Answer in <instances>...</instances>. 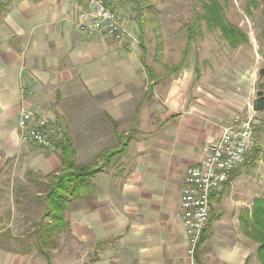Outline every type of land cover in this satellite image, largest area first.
<instances>
[{"label": "crops", "instance_id": "obj_1", "mask_svg": "<svg viewBox=\"0 0 264 264\" xmlns=\"http://www.w3.org/2000/svg\"><path fill=\"white\" fill-rule=\"evenodd\" d=\"M78 11L72 0H0V264H260L258 245L240 223L258 196L221 204L234 179L212 194L219 208L194 256L175 217L185 171L200 162L201 147L215 142L235 114L255 112L253 83L245 99L243 72L233 69L228 79L217 59L189 61L188 35L177 50L160 46L148 64L146 48L128 30L122 45L87 35L77 28ZM170 53L179 57L167 62ZM24 110L48 119L47 145L19 141ZM63 130L79 165L120 140L126 145L114 165L115 157L98 161L89 202L69 205V232L46 257L21 251L13 237L35 222L21 215V201L36 199L34 181L59 170ZM67 233L89 247V260L61 251Z\"/></svg>", "mask_w": 264, "mask_h": 264}, {"label": "rangeland", "instance_id": "obj_2", "mask_svg": "<svg viewBox=\"0 0 264 264\" xmlns=\"http://www.w3.org/2000/svg\"><path fill=\"white\" fill-rule=\"evenodd\" d=\"M106 1L118 13L127 28L126 30L133 35L131 40L137 46L141 45L146 48L147 63L153 64L155 50H158L160 46L177 50V48L186 45V37L189 36L188 26L193 25L194 12L201 11L200 2L202 0H140L139 4L135 0ZM139 5L143 6L141 10H139ZM263 10V0H230L227 3L225 6L227 20L248 36V43L241 44L236 49L228 46L219 31L207 30L204 23L201 25L202 35L200 37L197 36L193 39L188 37V46L191 48L189 61L201 62L202 59L208 58L213 63V60L217 59L224 70V76H227L228 79H232L230 71L233 69L236 72H243L245 99L253 95V92L250 91L251 87L248 85L250 83H253L255 97L258 91L264 93V41L261 37L264 30ZM216 50H220L218 55L212 53ZM164 57L168 62V59L178 58L179 54L170 53ZM247 108L248 106H246ZM242 113L249 114L253 119V147L246 154L244 161L231 173L228 182L232 183L233 179L235 181L232 183V187L230 186L227 198H223V201H226L221 203L223 206H233L241 201L249 203L252 197L261 196L264 192V162L262 160L264 111H249L248 113L243 111ZM115 159L116 157L111 160L113 165ZM225 185L220 189L223 190ZM218 206H214L210 202V215L219 208ZM20 207L21 215L32 221L38 220L43 211V206L33 198H29L25 202L21 201ZM35 212H39V214ZM23 233L24 231L16 232L18 235ZM61 244V251L70 254L73 261L75 254H79V252L84 254V260H89L91 257L89 247L80 246L69 233L61 239ZM83 264L89 263L84 262Z\"/></svg>", "mask_w": 264, "mask_h": 264}, {"label": "trees", "instance_id": "obj_3", "mask_svg": "<svg viewBox=\"0 0 264 264\" xmlns=\"http://www.w3.org/2000/svg\"><path fill=\"white\" fill-rule=\"evenodd\" d=\"M229 1L202 0L200 2L201 11L194 12L193 25L188 26L189 38L200 37L202 35L201 25L204 23L207 30L219 31L230 48L248 43L247 34L226 18L225 6ZM135 2L139 4L140 0H135ZM142 8L143 6L139 5V10ZM261 37L264 41V30ZM252 108L256 112L264 111V93L261 91L257 92ZM63 136V140L58 145V155L61 161L59 170L43 176L42 181L35 180L33 183L37 192L40 193L36 196V200L43 206L41 216L24 231L22 238L13 237L21 251L36 250L48 257L50 251L58 247L60 235L63 232H69V222L65 215L69 205L78 200L89 202L92 188L91 178L102 169L98 161L110 162L113 157L121 156L126 145L125 141L120 140L115 149L106 150L90 164L79 165L76 163L75 150L66 130H63ZM262 160L264 162V152ZM240 218L244 236L257 243L256 255L259 263L264 264V192L253 199L250 209L246 210ZM2 221L3 218H0V222ZM5 234L10 235V232L7 231Z\"/></svg>", "mask_w": 264, "mask_h": 264}, {"label": "built area", "instance_id": "obj_4", "mask_svg": "<svg viewBox=\"0 0 264 264\" xmlns=\"http://www.w3.org/2000/svg\"><path fill=\"white\" fill-rule=\"evenodd\" d=\"M79 6L77 28L87 34H101L122 45L128 37L118 13L106 0H72ZM50 124L36 112L24 110L18 120L19 141L38 146L48 144ZM253 119L237 113L223 127L219 138L201 147L199 163L187 167L175 213L184 229L189 256L199 245L203 229L210 217L212 194L229 181L231 173L244 161L253 147Z\"/></svg>", "mask_w": 264, "mask_h": 264}]
</instances>
